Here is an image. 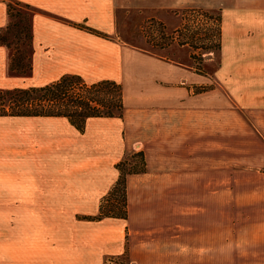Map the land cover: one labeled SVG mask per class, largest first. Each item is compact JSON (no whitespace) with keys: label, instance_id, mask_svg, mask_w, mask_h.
<instances>
[{"label":"crops","instance_id":"1","mask_svg":"<svg viewBox=\"0 0 264 264\" xmlns=\"http://www.w3.org/2000/svg\"><path fill=\"white\" fill-rule=\"evenodd\" d=\"M9 1L0 0V29L9 23ZM14 1L37 10L33 17L35 86L51 84L64 75H78L89 84L113 80L137 87L134 97L140 104L130 111L125 106L122 128L116 124L102 128V161H122L134 151L143 152L146 162L195 161L193 173L187 175L194 179L184 177L185 183L194 182L195 189L202 186L201 161H264V0ZM132 10L174 16L185 11H218V68L203 73L122 41L118 15ZM8 67V49L0 46V89L17 88ZM124 130L125 141L120 138ZM149 166L147 162L148 171ZM147 173L134 176L142 178ZM185 187L191 189V185ZM137 208L138 213L152 212L147 207ZM182 210L191 216L184 217V225L179 227L181 238L170 239L163 250L162 244L158 248L154 244V223L139 221V217L135 222L130 207L127 235L131 264H264V253L218 252L217 206ZM209 210H215L217 216L209 228L192 222L193 217L200 219ZM128 220L108 218L91 223L102 231L94 228L88 237L50 240L53 243L48 248L12 254L7 261L104 264L108 258L125 253L118 222Z\"/></svg>","mask_w":264,"mask_h":264},{"label":"rangeland","instance_id":"2","mask_svg":"<svg viewBox=\"0 0 264 264\" xmlns=\"http://www.w3.org/2000/svg\"><path fill=\"white\" fill-rule=\"evenodd\" d=\"M218 17V11H185L175 16L122 12L118 15L119 37L137 48L213 73L220 63ZM14 47L8 50L9 77L18 83L17 88L35 86L38 80L33 71L30 76L10 74ZM206 47L212 49L201 55ZM32 52L34 48L29 49L26 63ZM123 92L128 111L140 104L134 97L138 93L135 85L123 86ZM110 119L114 118L91 119L80 132L65 118L0 117V264H9L7 257L12 254L48 248L53 243L50 240L88 237L94 228L102 231L91 223L108 218L88 221L85 217L97 216L101 206L108 212L111 204L106 197L119 176L116 165L120 161H102V128L122 126L123 118ZM120 138L125 141V130ZM147 162L146 176L128 177V208L134 210L135 222L139 217V221L154 223L156 248L162 244L165 250L170 239L181 238L179 227L184 217L191 216L182 212L184 207L217 206L218 252L264 253V161H201L203 181L197 189L194 182H184L193 173L195 161ZM189 185L191 189L185 187ZM137 207L152 212L138 213ZM198 218L192 222L209 228L217 216L209 210ZM118 223L126 248L119 257L126 261L118 260L131 264L127 235L131 222ZM112 258L116 257L107 260Z\"/></svg>","mask_w":264,"mask_h":264},{"label":"trees","instance_id":"3","mask_svg":"<svg viewBox=\"0 0 264 264\" xmlns=\"http://www.w3.org/2000/svg\"><path fill=\"white\" fill-rule=\"evenodd\" d=\"M30 11L33 12L31 15ZM34 15L32 6L18 1L8 2L9 23L0 29V46L10 50L15 45V52L10 58V74L30 76L33 71V52L29 62L26 61L29 49L33 48ZM218 18L221 22L220 14ZM102 37L106 35L102 34ZM220 40L219 23L217 47L219 53ZM209 49L212 47L202 49L201 55ZM124 111L123 86L113 80L89 84L81 76L64 75L59 80L44 86L0 89V117L65 118L80 132H84L87 122L91 119H122ZM116 168L119 177L106 197L107 202L111 204L108 212H105L104 207L101 206L97 216H88L85 220L100 221L104 218L128 220L127 180L131 175L147 173L145 155L143 152L132 153L120 161ZM117 259L126 261L124 257Z\"/></svg>","mask_w":264,"mask_h":264},{"label":"built area","instance_id":"4","mask_svg":"<svg viewBox=\"0 0 264 264\" xmlns=\"http://www.w3.org/2000/svg\"><path fill=\"white\" fill-rule=\"evenodd\" d=\"M104 264H121L120 260H118L117 258H112L109 260H106Z\"/></svg>","mask_w":264,"mask_h":264}]
</instances>
